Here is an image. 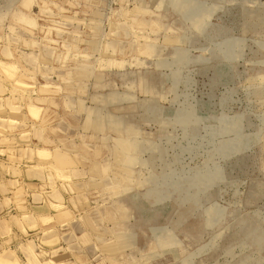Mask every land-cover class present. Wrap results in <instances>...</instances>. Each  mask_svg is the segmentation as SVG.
Here are the masks:
<instances>
[{"label":"rangeland","instance_id":"obj_1","mask_svg":"<svg viewBox=\"0 0 264 264\" xmlns=\"http://www.w3.org/2000/svg\"><path fill=\"white\" fill-rule=\"evenodd\" d=\"M0 64V264H264V0H0Z\"/></svg>","mask_w":264,"mask_h":264},{"label":"bare ground","instance_id":"obj_2","mask_svg":"<svg viewBox=\"0 0 264 264\" xmlns=\"http://www.w3.org/2000/svg\"><path fill=\"white\" fill-rule=\"evenodd\" d=\"M1 65V64H0ZM3 67L7 70V71H10L11 73L13 72V70H12V68H13V66L12 65H10V64H8V63H5V64H3ZM30 110H31V113H38L39 111H36V109H35V107H32V106H30ZM60 159L59 160H61V161H63L62 159H64L63 157H59ZM60 162V161H59ZM58 162V163H59ZM31 241V240H30ZM27 246H29V248L31 247V244H30V242H29V244L27 245ZM10 264V263H9Z\"/></svg>","mask_w":264,"mask_h":264}]
</instances>
